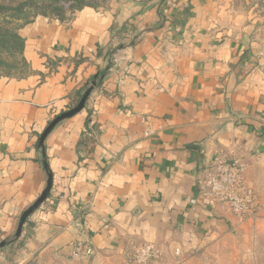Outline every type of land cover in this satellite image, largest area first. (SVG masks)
<instances>
[{"label":"crops","instance_id":"0c3cea01","mask_svg":"<svg viewBox=\"0 0 264 264\" xmlns=\"http://www.w3.org/2000/svg\"><path fill=\"white\" fill-rule=\"evenodd\" d=\"M20 35L30 73L0 77L6 236L46 188L41 134L105 77L45 142L53 189L14 264L81 261L72 255L79 240L96 257L143 244L194 255L251 222L191 205L220 153L246 165L264 210V0H110L101 12L38 17Z\"/></svg>","mask_w":264,"mask_h":264},{"label":"rangeland","instance_id":"374dc122","mask_svg":"<svg viewBox=\"0 0 264 264\" xmlns=\"http://www.w3.org/2000/svg\"><path fill=\"white\" fill-rule=\"evenodd\" d=\"M20 1L0 0V3L13 6ZM102 3H97L98 6L94 9L96 12H101L104 9L105 6ZM75 13H67L62 20L69 19ZM15 234L16 231L6 236L0 232V243L12 242L9 249H0V264H14V256H17L22 248L20 239L16 238ZM16 243L17 246H15ZM155 248L160 251V255L149 260H143L144 258L140 256L136 257L133 254L134 250H131L125 256L96 257L94 255L84 261H61L51 256L36 255L29 264H264V210L257 219L251 220L250 223L235 227L216 240H207L194 255L184 257L175 253L171 256L161 248Z\"/></svg>","mask_w":264,"mask_h":264},{"label":"built area","instance_id":"2783aa9c","mask_svg":"<svg viewBox=\"0 0 264 264\" xmlns=\"http://www.w3.org/2000/svg\"><path fill=\"white\" fill-rule=\"evenodd\" d=\"M246 170V165L240 161L217 154L206 175L200 180L199 196L191 201V205H203L215 210L225 209L240 223L257 219L263 207L259 196L246 181ZM180 253L177 249L176 255L179 256ZM133 254L149 260L157 258L160 251L151 245H145L134 249ZM72 255L80 260H88L94 256V249L89 242L79 240L73 244Z\"/></svg>","mask_w":264,"mask_h":264},{"label":"trees","instance_id":"16d2710c","mask_svg":"<svg viewBox=\"0 0 264 264\" xmlns=\"http://www.w3.org/2000/svg\"><path fill=\"white\" fill-rule=\"evenodd\" d=\"M109 1L21 0L13 6L0 3V77L22 79L29 75V65L23 57L25 39L20 35V31L32 24L36 18L52 17L62 19L69 12L74 13L86 8L96 9L97 3L103 2L102 5L106 6ZM98 75L96 79L97 86L103 81L105 73ZM92 81L85 86L84 90L78 93V102ZM41 163L43 165L47 163V158ZM45 171L47 175L51 173L49 169Z\"/></svg>","mask_w":264,"mask_h":264},{"label":"water","instance_id":"95a60500","mask_svg":"<svg viewBox=\"0 0 264 264\" xmlns=\"http://www.w3.org/2000/svg\"><path fill=\"white\" fill-rule=\"evenodd\" d=\"M99 75H97L90 86L84 91L83 95L81 96L79 102L77 105L71 109L68 112L62 113L58 115L56 118H54L48 125V127L45 129V131L41 134L39 141H38V148L42 151L43 157L46 158V149H45V142L47 138L51 135V133L55 130L57 126H59L61 123L70 120L74 118L75 116L82 113L87 106V103L89 99L91 98L92 94L94 93V90L97 87L96 79ZM44 169L48 170L49 166L47 163H44ZM53 189V176L50 173L48 175L47 179V185L43 193L40 195V197L22 214L18 227L16 230V238H20L22 236L23 230L29 221V219L44 205V203L49 199L50 194ZM12 242H2L0 243V249H4L8 246H10Z\"/></svg>","mask_w":264,"mask_h":264}]
</instances>
